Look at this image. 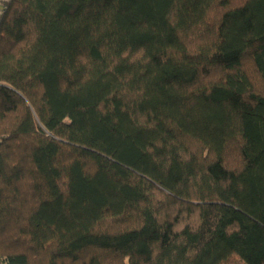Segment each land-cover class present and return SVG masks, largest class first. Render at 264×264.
Returning <instances> with one entry per match:
<instances>
[{"label": "trees", "instance_id": "1", "mask_svg": "<svg viewBox=\"0 0 264 264\" xmlns=\"http://www.w3.org/2000/svg\"><path fill=\"white\" fill-rule=\"evenodd\" d=\"M0 264H264V0H1Z\"/></svg>", "mask_w": 264, "mask_h": 264}, {"label": "rangeland", "instance_id": "2", "mask_svg": "<svg viewBox=\"0 0 264 264\" xmlns=\"http://www.w3.org/2000/svg\"><path fill=\"white\" fill-rule=\"evenodd\" d=\"M1 1V0H0Z\"/></svg>", "mask_w": 264, "mask_h": 264}]
</instances>
